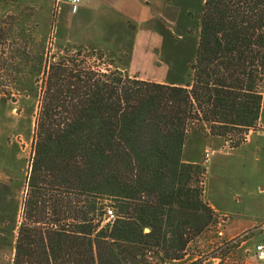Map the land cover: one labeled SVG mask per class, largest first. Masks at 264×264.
<instances>
[{
  "label": "trees",
  "instance_id": "trees-1",
  "mask_svg": "<svg viewBox=\"0 0 264 264\" xmlns=\"http://www.w3.org/2000/svg\"><path fill=\"white\" fill-rule=\"evenodd\" d=\"M201 2L187 13L199 23L192 63L179 52L185 72L169 82L96 65L103 56L81 48L44 65L32 9L0 21V98L37 99L21 207L0 183L11 264H170L219 221L203 199L204 168L182 150L190 128L234 148L257 128L264 0ZM107 208L114 219L103 224Z\"/></svg>",
  "mask_w": 264,
  "mask_h": 264
},
{
  "label": "rangeland",
  "instance_id": "rangeland-1",
  "mask_svg": "<svg viewBox=\"0 0 264 264\" xmlns=\"http://www.w3.org/2000/svg\"><path fill=\"white\" fill-rule=\"evenodd\" d=\"M88 1L87 12L95 19L89 26L63 39H59L57 32V28L60 27L57 21L61 0H0V21L9 13H18L20 9L31 8L32 13L30 11L29 13L33 15V36L34 40L44 48V65L50 63L52 57L60 54L64 49L81 48L88 52L94 50L95 54L103 56L101 62L96 56L92 59L96 65L105 64L109 69L118 68L128 76L140 80L169 82L183 77L185 68L175 67L176 59L181 52L188 56V63H192L199 23L188 17L187 13H191V16L197 14L201 0H152L148 19L138 35L134 25L119 21L106 25L101 37H99L98 22L102 16L106 18L113 5L110 7L108 2L110 0ZM114 6L117 7L116 3ZM64 28L63 25V32ZM167 33L172 37L171 42L165 37ZM187 73L185 79L183 78L184 81L190 79L189 69ZM41 79L40 75L38 86L41 84ZM260 90L263 98V108L260 113L264 119V80ZM39 93H41L40 89ZM36 112L37 99L32 96L21 98L17 102L0 98V183L11 187L13 200L20 207L25 195V182L32 158ZM262 125L264 130V123ZM258 129L257 124V128L253 131ZM191 132L193 133L192 128H190ZM221 141L222 144L218 149L222 152L234 148L231 145L228 147L225 140ZM203 153L201 167L207 165L203 162ZM106 203V207H111L109 202ZM108 222L105 218L103 224ZM218 223L219 221L216 224L212 223L195 238L189 244L184 258L176 264H203L205 261L207 264H212L207 258L216 256L228 257V264H264V260H258L255 254V246L264 244V239L260 237L264 234V225L256 227L253 233L246 232L236 239L225 240L217 235L218 231H221L217 227ZM11 252V248L0 249V264H10Z\"/></svg>",
  "mask_w": 264,
  "mask_h": 264
},
{
  "label": "crops",
  "instance_id": "crops-1",
  "mask_svg": "<svg viewBox=\"0 0 264 264\" xmlns=\"http://www.w3.org/2000/svg\"><path fill=\"white\" fill-rule=\"evenodd\" d=\"M61 1L57 21L60 25L57 28L59 39L70 36L73 32L77 33L95 19L91 13L87 12L88 0H82L78 11L74 14L70 11L68 0ZM108 2L110 7L113 5V8L111 10L109 7L111 11L107 13L106 18L102 16L99 22L97 21L100 29L99 37L104 34L106 25L119 21L134 25L138 35L144 29L151 9L150 4H153L152 0H110ZM115 3L117 7L114 6ZM261 113L258 119L259 129L249 131L245 141L237 148L222 152L218 149L222 144L221 139L208 137V130L205 128L204 136L194 132L189 133L182 150V161L195 165H201L203 151L209 148L213 150L210 160L203 167V199L218 216L217 227L221 229V237L225 240L236 239L246 232L253 233L256 227L264 225V130L262 127L264 119ZM260 237L264 239V234ZM12 257L13 250L11 260ZM177 262L181 260L170 264Z\"/></svg>",
  "mask_w": 264,
  "mask_h": 264
},
{
  "label": "built area",
  "instance_id": "built-area-1",
  "mask_svg": "<svg viewBox=\"0 0 264 264\" xmlns=\"http://www.w3.org/2000/svg\"><path fill=\"white\" fill-rule=\"evenodd\" d=\"M68 3L70 6L71 13H76L79 9L81 0H68ZM225 143L229 147L230 141H226ZM212 154H213V150L206 149L203 153V162L208 163ZM105 218L108 221H112L114 219V212L111 208L106 209ZM217 235L221 237L222 236L221 231H218ZM255 254L258 260H264V244H259L255 246ZM208 259L212 261V264H228L229 261L228 257H224V256L209 257L207 258V260Z\"/></svg>",
  "mask_w": 264,
  "mask_h": 264
}]
</instances>
